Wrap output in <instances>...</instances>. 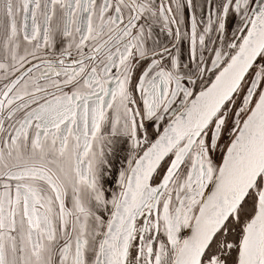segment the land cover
<instances>
[{
  "label": "snow or ice",
  "instance_id": "6c2138e0",
  "mask_svg": "<svg viewBox=\"0 0 264 264\" xmlns=\"http://www.w3.org/2000/svg\"><path fill=\"white\" fill-rule=\"evenodd\" d=\"M0 264H264V0H0Z\"/></svg>",
  "mask_w": 264,
  "mask_h": 264
}]
</instances>
